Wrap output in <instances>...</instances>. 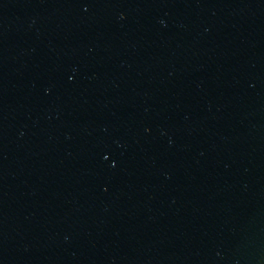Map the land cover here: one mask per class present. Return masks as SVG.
<instances>
[{"label":"water","instance_id":"95a60500","mask_svg":"<svg viewBox=\"0 0 264 264\" xmlns=\"http://www.w3.org/2000/svg\"><path fill=\"white\" fill-rule=\"evenodd\" d=\"M0 264H264V0H0Z\"/></svg>","mask_w":264,"mask_h":264}]
</instances>
